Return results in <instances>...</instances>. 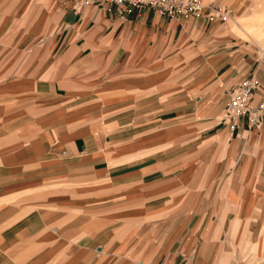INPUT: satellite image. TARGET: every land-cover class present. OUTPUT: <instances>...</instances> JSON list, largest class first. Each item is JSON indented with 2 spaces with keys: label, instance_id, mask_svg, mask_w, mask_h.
<instances>
[{
  "label": "crops",
  "instance_id": "obj_1",
  "mask_svg": "<svg viewBox=\"0 0 264 264\" xmlns=\"http://www.w3.org/2000/svg\"><path fill=\"white\" fill-rule=\"evenodd\" d=\"M99 5L0 0V55L29 64L0 88V264H219L264 221V128L218 119L264 50Z\"/></svg>",
  "mask_w": 264,
  "mask_h": 264
},
{
  "label": "rangeland",
  "instance_id": "obj_2",
  "mask_svg": "<svg viewBox=\"0 0 264 264\" xmlns=\"http://www.w3.org/2000/svg\"><path fill=\"white\" fill-rule=\"evenodd\" d=\"M203 1L208 3L211 0ZM5 2L6 10L11 11L19 3H24V7L30 4L31 8L34 5L40 8L42 6L50 8L55 2H60V0H5ZM216 3L227 5L231 9L230 17L227 21L216 20L223 28L219 33L228 34V38L236 42L237 46H242L245 52L257 54V51L264 50V0H216ZM250 28L256 29L257 33L251 32ZM12 34L13 31L0 32V43H6L10 40ZM11 50L8 48L0 55V88L10 81L9 77L14 72L19 77L29 65L27 54L21 57L17 54L14 56ZM222 112L218 115V118ZM52 184L48 188L55 190L61 186V181ZM252 213L254 216H261L262 220H264L263 206L256 207L254 211L252 210ZM259 235L260 237H258ZM259 235L251 239L248 238V232L245 231L239 234V239H236L238 233L234 230L232 232V248L220 256L219 264H264V221L261 223Z\"/></svg>",
  "mask_w": 264,
  "mask_h": 264
},
{
  "label": "built area",
  "instance_id": "obj_3",
  "mask_svg": "<svg viewBox=\"0 0 264 264\" xmlns=\"http://www.w3.org/2000/svg\"><path fill=\"white\" fill-rule=\"evenodd\" d=\"M98 3L108 14L124 20L131 19L136 11L145 8L184 23L192 18L213 22L227 21L230 17L229 6L205 5L202 0H98ZM218 119L230 131L243 125L250 130L264 128V81L253 75L239 80L229 90V100Z\"/></svg>",
  "mask_w": 264,
  "mask_h": 264
},
{
  "label": "bare ground",
  "instance_id": "obj_4",
  "mask_svg": "<svg viewBox=\"0 0 264 264\" xmlns=\"http://www.w3.org/2000/svg\"><path fill=\"white\" fill-rule=\"evenodd\" d=\"M203 1V0H202ZM203 4H205V5H209V4H215V5H219V4H217L216 3V0H211L210 2H208V3H205L204 1H203ZM151 9V8H150ZM230 11H231V9H229ZM158 13V12H157ZM159 14V13H158ZM160 15V14H159ZM181 23H184V22H181ZM250 31L251 32H254V33H257V31H256V29H254V28H250ZM229 100V99H228ZM263 129V128H262ZM261 129V130H262ZM250 130V129H249Z\"/></svg>",
  "mask_w": 264,
  "mask_h": 264
}]
</instances>
